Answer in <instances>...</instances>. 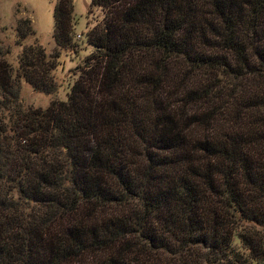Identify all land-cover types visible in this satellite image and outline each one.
<instances>
[{
	"label": "trees",
	"instance_id": "obj_1",
	"mask_svg": "<svg viewBox=\"0 0 264 264\" xmlns=\"http://www.w3.org/2000/svg\"><path fill=\"white\" fill-rule=\"evenodd\" d=\"M105 13L66 100L56 52L0 62V264H264V0H90ZM22 25V26H20ZM24 27V28H23Z\"/></svg>",
	"mask_w": 264,
	"mask_h": 264
},
{
	"label": "rangeland",
	"instance_id": "obj_2",
	"mask_svg": "<svg viewBox=\"0 0 264 264\" xmlns=\"http://www.w3.org/2000/svg\"><path fill=\"white\" fill-rule=\"evenodd\" d=\"M57 0H0V62L5 61L15 71L19 65L22 46L17 43L15 28L20 20H29L33 30L23 41V46L40 45L47 53L56 52L52 38L53 7ZM76 18V39L80 46L76 51H60L59 64L52 71L58 89L53 94L34 91L24 81H19V98L24 107L45 108L53 100H66L67 93L79 76V66L92 53L84 43V34L104 19V11L90 8V0H73ZM22 26V25H20ZM24 28V27H23ZM255 264V263H252Z\"/></svg>",
	"mask_w": 264,
	"mask_h": 264
},
{
	"label": "built area",
	"instance_id": "obj_3",
	"mask_svg": "<svg viewBox=\"0 0 264 264\" xmlns=\"http://www.w3.org/2000/svg\"><path fill=\"white\" fill-rule=\"evenodd\" d=\"M77 37H80V35H78Z\"/></svg>",
	"mask_w": 264,
	"mask_h": 264
}]
</instances>
